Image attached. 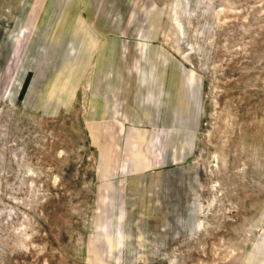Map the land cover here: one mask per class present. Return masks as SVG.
<instances>
[{"label": "rangeland", "instance_id": "obj_1", "mask_svg": "<svg viewBox=\"0 0 264 264\" xmlns=\"http://www.w3.org/2000/svg\"><path fill=\"white\" fill-rule=\"evenodd\" d=\"M106 1L0 0V264H264V0Z\"/></svg>", "mask_w": 264, "mask_h": 264}, {"label": "crops", "instance_id": "obj_2", "mask_svg": "<svg viewBox=\"0 0 264 264\" xmlns=\"http://www.w3.org/2000/svg\"><path fill=\"white\" fill-rule=\"evenodd\" d=\"M80 1L82 0H69V3L67 5V7L65 9H63V12L60 15H53L52 16H45L43 19L45 20H62L65 21V25H63V28L61 27V29L65 30V32H58V36L60 35H65V36H69V35H73V36H81L84 38H88V43H90V38L93 37V35H95L88 27V25L83 24L81 21H91V20H96L97 16L94 13L95 8L93 7L92 4V0H85V3L83 4L84 6V10L86 12V14L84 16L80 15V10H81V6H80ZM107 4H110V2L107 0L106 1ZM51 5H56L55 4V0H51ZM51 11V10H50ZM53 11H60V9L56 8ZM114 18V15H113ZM112 18V19H113ZM102 20H110V18L108 17V15L103 16ZM75 21V24L73 25L72 22ZM70 24H72V26L70 27ZM57 34V32L54 33V35ZM94 41L97 43V41L94 39Z\"/></svg>", "mask_w": 264, "mask_h": 264}]
</instances>
